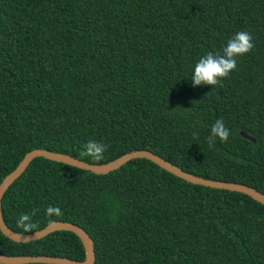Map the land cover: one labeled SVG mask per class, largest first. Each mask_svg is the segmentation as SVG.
Listing matches in <instances>:
<instances>
[{"label":"trees","instance_id":"obj_1","mask_svg":"<svg viewBox=\"0 0 264 264\" xmlns=\"http://www.w3.org/2000/svg\"><path fill=\"white\" fill-rule=\"evenodd\" d=\"M239 31L254 47L222 86L193 85L198 60ZM218 119L230 135L210 148ZM89 141L106 146L103 159L85 154ZM34 149L90 164L147 150L264 195V0H0V183ZM1 213L20 234L79 226L94 264H264V205L146 159L98 175L37 157ZM25 213L29 232L17 226ZM0 255L85 258L69 231L27 243L0 231Z\"/></svg>","mask_w":264,"mask_h":264},{"label":"water","instance_id":"obj_2","mask_svg":"<svg viewBox=\"0 0 264 264\" xmlns=\"http://www.w3.org/2000/svg\"><path fill=\"white\" fill-rule=\"evenodd\" d=\"M240 135L250 141H255V139L253 137H250L245 131H240ZM37 157H42L47 160L63 163L68 166L75 167L77 169H81L98 175L107 174L111 171L117 170L118 168L133 159H146L154 163L161 169L169 172L170 174H173L174 176L188 183L226 190L230 192L241 193L250 197L261 205H264V195L255 190L254 188L238 183L209 180L192 175L147 150L131 151L104 164H90L77 158H74L68 154L56 153L42 149H34L26 153L22 160L19 162V164L16 166V168L11 171L8 175H6L0 183V231L5 237L17 243H27L31 241H36L44 238L45 236L55 231H69L75 234L80 239L85 252V258L83 261H75L67 258L51 256L0 255V264H94L95 254L93 241L89 237V235L77 225H74L69 222L53 221L41 230L29 234H20L12 231L4 223L1 213L2 197L6 190L9 188V186L25 171L30 162Z\"/></svg>","mask_w":264,"mask_h":264},{"label":"clouds","instance_id":"obj_3","mask_svg":"<svg viewBox=\"0 0 264 264\" xmlns=\"http://www.w3.org/2000/svg\"><path fill=\"white\" fill-rule=\"evenodd\" d=\"M252 36L246 31L237 32L227 45L223 48L222 53H206L194 66L191 82L193 85L207 84L212 86H222V80L229 76V73L236 69L237 58L250 52L254 45ZM230 135L229 129L225 127L224 121L218 119L212 125L210 135L207 138L211 148L218 138L221 142H226ZM106 146L96 141H89L85 145V154L94 161L103 159V153ZM46 215H62L59 206H48L45 210ZM17 226L23 228L25 232L31 231L37 227L27 213L22 214L17 220Z\"/></svg>","mask_w":264,"mask_h":264}]
</instances>
